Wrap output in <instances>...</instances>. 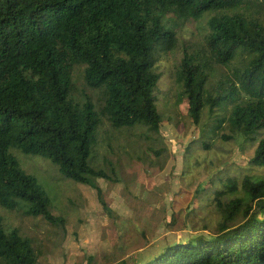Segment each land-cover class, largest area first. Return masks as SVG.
<instances>
[{"label": "trees", "instance_id": "16d2710c", "mask_svg": "<svg viewBox=\"0 0 264 264\" xmlns=\"http://www.w3.org/2000/svg\"><path fill=\"white\" fill-rule=\"evenodd\" d=\"M207 14L209 56L186 53L178 70L192 122L199 124L207 107H232L233 132L252 142L261 137L250 166L264 169V0H0V207L24 206L27 217L66 224L52 213L38 179L21 168L16 149L95 188L110 215L95 186L111 180L94 161L102 118L116 131L145 127L160 134V54L177 48L178 28ZM237 60L232 74L209 90L214 65ZM77 66L85 67L89 89L103 90L99 111L90 98L84 104L73 98ZM250 180L245 198L222 202L240 189L233 179L216 192L222 221L212 234L169 243L143 264H264V179ZM245 205L251 222L229 227ZM42 257L32 239L19 230L7 233L0 219V262L40 264Z\"/></svg>", "mask_w": 264, "mask_h": 264}, {"label": "rangeland", "instance_id": "374dc122", "mask_svg": "<svg viewBox=\"0 0 264 264\" xmlns=\"http://www.w3.org/2000/svg\"><path fill=\"white\" fill-rule=\"evenodd\" d=\"M211 17L207 14L201 21L182 25L174 52L160 54L156 71L162 78L155 92L163 117L160 134L145 127L116 131L102 118L94 161L111 180H97L95 186L110 215L95 188L65 179L45 157L12 150L21 168L35 176L50 197L52 213L66 220L61 227L42 217L25 216L24 206L15 211L0 207L7 233L19 230L40 247V264H143L169 243L212 234L222 221L216 192L229 179L237 180L240 189L222 202L245 198L251 192L250 177L255 182L264 179V169L250 166L261 137L252 142L233 132L228 123L232 107L214 111L207 107L199 124H194L178 81L186 53L201 59L209 56ZM237 66L238 60L230 67L214 65L208 89L215 90ZM84 72L83 66L74 70L73 98L80 104L90 98L99 111L105 105L103 90L89 89ZM222 119L226 122L216 128ZM248 210L247 205L240 207L229 227L247 226L252 220Z\"/></svg>", "mask_w": 264, "mask_h": 264}]
</instances>
